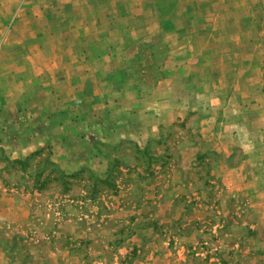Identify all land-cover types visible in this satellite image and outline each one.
<instances>
[{
	"label": "rangeland",
	"instance_id": "374dc122",
	"mask_svg": "<svg viewBox=\"0 0 264 264\" xmlns=\"http://www.w3.org/2000/svg\"><path fill=\"white\" fill-rule=\"evenodd\" d=\"M71 56L143 126L0 144V264H264V0H0V116Z\"/></svg>",
	"mask_w": 264,
	"mask_h": 264
},
{
	"label": "crops",
	"instance_id": "0c3cea01",
	"mask_svg": "<svg viewBox=\"0 0 264 264\" xmlns=\"http://www.w3.org/2000/svg\"><path fill=\"white\" fill-rule=\"evenodd\" d=\"M63 60L61 64L70 68L68 73L55 66L51 71L52 75L47 78L26 75L22 77L23 87L19 94L13 90L6 93L3 107L6 115L0 116V139L4 140L3 135H6L5 143H0L2 146L15 152L16 148L21 152L33 151L44 145V142L53 143L55 129L60 130L62 126H143L138 120V106L145 98H142L141 91L132 80L127 81L128 77L115 75L113 85L116 86V92L106 95L101 89H106L107 78L87 73L90 62L86 57L79 62V73L77 58L73 59L71 56ZM165 80L172 81V78ZM156 101L157 99L152 102L155 104ZM184 108L186 110L180 114L195 109L188 105ZM154 111L156 109L148 110V118L152 119L151 126H160L162 120L158 121V112ZM116 115L126 116L127 122L121 121ZM44 126H52V132L49 130L47 133H39V129ZM251 127L255 132H261V138L264 137V126ZM258 137L252 135L250 140H257Z\"/></svg>",
	"mask_w": 264,
	"mask_h": 264
},
{
	"label": "trees",
	"instance_id": "16d2710c",
	"mask_svg": "<svg viewBox=\"0 0 264 264\" xmlns=\"http://www.w3.org/2000/svg\"><path fill=\"white\" fill-rule=\"evenodd\" d=\"M149 45L152 46V45H155V44L152 43V44H149ZM160 78H161V77H160ZM137 84H139V83L137 82Z\"/></svg>",
	"mask_w": 264,
	"mask_h": 264
}]
</instances>
